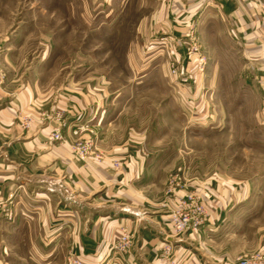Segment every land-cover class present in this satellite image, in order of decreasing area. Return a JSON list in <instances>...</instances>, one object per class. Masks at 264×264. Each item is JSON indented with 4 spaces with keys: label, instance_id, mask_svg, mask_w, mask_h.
I'll use <instances>...</instances> for the list:
<instances>
[{
    "label": "rangeland",
    "instance_id": "1",
    "mask_svg": "<svg viewBox=\"0 0 264 264\" xmlns=\"http://www.w3.org/2000/svg\"><path fill=\"white\" fill-rule=\"evenodd\" d=\"M250 2L264 37V0ZM246 45L223 0H0V47L21 72L10 73L13 85L44 98L100 95L93 122L116 145L141 139L156 180L245 185L218 235L251 250L264 233V44ZM86 132L100 134L88 122L73 129ZM96 138L76 141L78 156ZM2 213L15 222L11 207ZM6 241L14 252L0 259L11 264H80L64 250Z\"/></svg>",
    "mask_w": 264,
    "mask_h": 264
},
{
    "label": "crops",
    "instance_id": "2",
    "mask_svg": "<svg viewBox=\"0 0 264 264\" xmlns=\"http://www.w3.org/2000/svg\"><path fill=\"white\" fill-rule=\"evenodd\" d=\"M223 8L246 46L264 44L250 0H223ZM14 63V53L0 47V254L14 252L6 239L17 237L29 253L64 250L80 264H264V233L251 250L235 248L234 234L218 235L234 205L245 200L239 194L245 185L156 180L141 139L130 136L116 145L93 122L100 95L67 89L44 98L13 85L10 73L21 74ZM87 122L100 134L75 137L76 125ZM54 128L62 141L52 140ZM95 136L96 149L78 156L76 141ZM186 194L205 207L207 218L200 230L174 237L170 215ZM10 207L14 223L2 217ZM124 232L131 245L119 253L114 248ZM3 258L0 264H11Z\"/></svg>",
    "mask_w": 264,
    "mask_h": 264
},
{
    "label": "built area",
    "instance_id": "3",
    "mask_svg": "<svg viewBox=\"0 0 264 264\" xmlns=\"http://www.w3.org/2000/svg\"><path fill=\"white\" fill-rule=\"evenodd\" d=\"M2 83V76L0 75V84ZM84 130V127H79V131ZM51 138L53 141H62L63 136L58 129H54ZM86 154L82 152V156ZM6 215H9L8 213ZM11 217V216H10ZM171 225L174 237H179L187 232H196L205 224L207 214L205 207L195 198L193 194H186L183 198L177 201V206L171 212ZM132 236L128 232H124L115 246V250L119 253L126 251L131 245ZM75 262L74 264H76ZM240 264H253L250 260H241Z\"/></svg>",
    "mask_w": 264,
    "mask_h": 264
}]
</instances>
